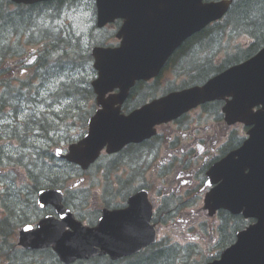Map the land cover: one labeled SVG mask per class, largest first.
Segmentation results:
<instances>
[{
  "label": "water",
  "instance_id": "95a60500",
  "mask_svg": "<svg viewBox=\"0 0 264 264\" xmlns=\"http://www.w3.org/2000/svg\"><path fill=\"white\" fill-rule=\"evenodd\" d=\"M98 6L103 22L106 21L103 13L108 12L112 14L108 17L109 20L123 18L126 21L124 50L122 48L109 52L107 58L99 59L98 87L102 92L99 97L100 106L103 104L105 106L103 93L107 88L119 87L120 99L124 98L136 80L156 75L173 51L187 37L225 13L224 8L204 5L202 0H98ZM234 71V83L221 82L227 90L234 93L230 109L238 111L236 113L243 118L247 117L256 127L251 131V139L244 146L242 153L240 154L241 150L236 153L240 159L231 158L229 161L226 160L225 164L235 169L248 167L250 172L244 180L237 178V174L232 172L231 180L228 178L217 190L218 195H221H216L215 199L220 205H215L213 195L209 196L208 205L213 203V208L222 205L233 213H239L245 208L246 216L259 219V224L248 236L249 247L246 248L243 244L247 237L243 238L238 246L224 255L220 264H264V51L232 72ZM257 105H262L263 109L255 113L256 116H252V108ZM165 114L167 112L160 113L159 118ZM174 116L175 110L170 117ZM131 128V125H122L117 120L115 125L102 128L99 126V129L97 126L99 132L104 131L106 134L109 132L110 140L116 142L119 137V143L115 146L116 151L127 142L135 140V137L129 141L124 139L127 131H133ZM101 140L102 138L98 137L89 143L100 144ZM97 156L96 154L90 161ZM71 159L75 162H86L84 160L86 157L82 160L76 154L72 155ZM42 198L52 199L51 201H57L58 204L61 200L54 192L43 195ZM116 238L117 235L112 237L113 240L108 245L115 247L114 254L117 255L131 254L142 246L134 241L118 246Z\"/></svg>",
  "mask_w": 264,
  "mask_h": 264
},
{
  "label": "trees",
  "instance_id": "16d2710c",
  "mask_svg": "<svg viewBox=\"0 0 264 264\" xmlns=\"http://www.w3.org/2000/svg\"><path fill=\"white\" fill-rule=\"evenodd\" d=\"M233 16L238 20V28L246 27L248 31L252 34V36L256 39V43H254L250 48H247L246 50L244 48L240 49V52L236 55H233L231 57V60H234L232 63L237 64L241 61H244L246 59H249L253 55H255L261 46L264 44V0H237L234 8L232 9ZM26 17V16H24ZM27 19H31L30 17H26ZM24 20V19H23ZM26 20V19H25ZM6 22L8 24H11V28H15L22 25V18L15 17V15H11L8 19H6ZM212 30V29H211ZM213 31V30H212ZM214 35L216 37L222 36V30H216ZM197 40V39H196ZM75 42V51L72 50L69 51V55L67 57L71 60V62L78 64L83 71V73L88 69L89 60L88 56L82 54L80 50V39H74ZM79 49V50H77ZM239 49V48H238ZM12 51L3 49L1 51L2 54L9 53L11 55ZM80 52V53H79ZM47 72V71H46ZM200 72L203 74V70H200ZM65 73H62L60 71L56 70V67H51L49 73L47 72L48 79L52 76L56 75H63ZM74 79H72L71 83H66L65 85H61L62 89L58 93V96H62L63 94H69L70 97H74L75 95H81L84 93V101H87L88 99H93L92 91H88L86 87V83L84 80V74L79 75L77 71L74 72ZM77 79L79 80H76ZM83 88V93H76V89ZM57 97V96H56ZM58 98V97H57ZM4 104L3 100H0V108H2ZM77 105L81 104V101L76 103ZM1 113V111H0ZM49 129L47 128L44 132L45 137L48 136ZM38 141H41L38 140ZM35 150V149H34ZM48 154V153H46ZM46 156L41 155V159L38 161L37 167L34 170V175L36 174L38 177V180L43 182H50L52 181V176H54L53 170H52V162L55 157L52 154H48V162L44 160ZM51 165V167L49 166ZM174 249L169 250H162L156 253V256L153 259H148L147 264H172Z\"/></svg>",
  "mask_w": 264,
  "mask_h": 264
},
{
  "label": "rangeland",
  "instance_id": "374dc122",
  "mask_svg": "<svg viewBox=\"0 0 264 264\" xmlns=\"http://www.w3.org/2000/svg\"><path fill=\"white\" fill-rule=\"evenodd\" d=\"M58 8L63 11V14L67 19L74 22L73 26L70 29L71 34H75V35L78 34V30L80 28L79 21L83 24V27L86 29V31L84 32L85 39L82 40V43H84L83 49H87L86 45H85V41H87L89 39L88 30L94 25V16H92L91 14H87V18L85 17L86 15H81L78 18H74L73 15H71L69 12L65 11L64 9H62L63 7H54L53 6V9H58ZM34 25L36 27L35 33H36L37 38L35 40L34 39H30V40L27 39V42H30V43H32V41H33L34 43L38 44L42 34L46 35L48 32L54 33L57 28H63L65 31H67L63 26H61L60 24H56V23L55 24H34ZM46 29H50V30H46ZM213 33H215V32H213ZM4 36H5V33L0 32V41L4 42L6 45V41L4 40ZM99 36H100V34L96 33V37H98L101 40L105 39L103 34L100 37ZM225 36H226V33H225ZM225 36L222 38L223 40H225ZM72 39H74V36L72 37ZM215 39H217L216 43L218 44L220 42L219 39L216 36H215ZM106 40L110 41L111 38L106 37ZM238 41L239 40H235L233 42V44L238 43ZM241 43L245 44L246 41H241ZM216 46H218V45H216ZM47 48L49 50L48 53H53V51H55L54 46H47ZM46 58L48 59L49 57H46ZM53 61L55 62L54 59H53ZM77 65L78 64L71 62V60L65 55V53L62 55L61 60L59 62V67L61 69H70L73 72H74V69L76 68ZM77 67L79 70H82L79 66H77ZM77 72L79 75L83 74V71H77ZM76 79H77V77H76ZM77 80H79V79H77ZM56 81H58V80H56ZM67 81H68V79L66 77L62 79V82H67ZM51 82H54V79H50V83ZM26 152L27 151L24 150V153H26ZM8 153H9V150H8ZM13 153H15V151H13L11 149V154L14 155ZM29 154L30 153H28V155ZM31 154H33V151L31 152ZM27 157L28 156L26 155L25 159H28ZM124 170H128V168L123 167V171ZM115 176H116V174L112 173V174L107 176V180H104V177L102 176L100 179V182L103 184L106 182L109 184V187H110V184L112 183V181H114ZM88 180H91V177L88 176ZM94 189H95V187L92 190H94ZM97 189H98V186H97ZM197 223H198V221H196V223H193V225H197ZM195 232H196L195 229L192 228L191 233L194 234ZM189 242L192 244V247L189 249L186 248L185 251L192 256L191 260H193L195 262V264L201 263V261H202L201 258L203 257V255L208 256L211 254V250L209 251L207 249L208 246H209L208 248L210 249L211 238H207L205 241H200L196 238L195 239H189ZM196 256H199L200 258H197ZM172 264H174V263H172Z\"/></svg>",
  "mask_w": 264,
  "mask_h": 264
},
{
  "label": "flooded vegetation",
  "instance_id": "af4514ba",
  "mask_svg": "<svg viewBox=\"0 0 264 264\" xmlns=\"http://www.w3.org/2000/svg\"><path fill=\"white\" fill-rule=\"evenodd\" d=\"M4 174L0 170V211L7 214L6 218H0V253H16L20 250L18 232L26 214L25 201L14 179H9ZM2 261H6V258Z\"/></svg>",
  "mask_w": 264,
  "mask_h": 264
},
{
  "label": "bare ground",
  "instance_id": "6f19581e",
  "mask_svg": "<svg viewBox=\"0 0 264 264\" xmlns=\"http://www.w3.org/2000/svg\"><path fill=\"white\" fill-rule=\"evenodd\" d=\"M46 30H50V29H46ZM35 32H36V27H35V25H33L32 29L28 33L25 34L26 40L27 39H29V40L30 39H34L35 40L37 38ZM21 33L22 32L19 29H14V30H12V31H10L8 33H5L4 40L7 43L8 40L14 38L16 35H19ZM67 35H68V32L65 31L63 28H57L54 33L48 32L46 35L42 34V36H41V38H40V40L38 42V45L41 46V47H44L47 50V52L45 54L46 57L53 56L52 59L55 60L56 70L60 71L62 73H66V78L68 79V81L64 82V83H71L72 79H74V77H73L74 76V72L75 71H79L78 67L76 66V68L74 69V72L72 70H70V69H61L59 67V62H60L61 57H62V55L64 54V51H65L64 47L62 46L61 39L63 37H65V36H67ZM224 36H225V31L222 30V36L217 37L221 43L224 42V40L222 39ZM32 43H34V42L32 41ZM47 46H54L55 47V51H53V53H48L49 50H48ZM4 47H6L5 43L0 41V49H3ZM82 89L83 88L76 89V93H83L84 89L83 90ZM18 142H19L21 147L25 148L26 151H27V149L29 150L28 153H31L32 151H33V153L35 151H36L35 153H37V150L29 149L30 138L24 136L23 138L18 139ZM11 149L13 151H15V153H13V154L17 153V151L15 149L9 148L8 149L9 153L7 151V156L9 157V159L12 156Z\"/></svg>",
  "mask_w": 264,
  "mask_h": 264
}]
</instances>
